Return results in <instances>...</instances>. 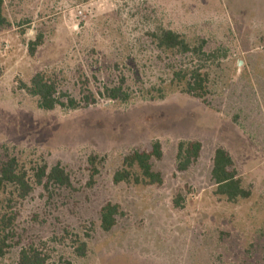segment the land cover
<instances>
[{
	"label": "rangeland",
	"instance_id": "1",
	"mask_svg": "<svg viewBox=\"0 0 264 264\" xmlns=\"http://www.w3.org/2000/svg\"><path fill=\"white\" fill-rule=\"evenodd\" d=\"M4 16L0 158H18L30 174L60 163L73 189L50 200L35 185L14 203L16 239L0 264H17L30 243L50 264H264V0H4ZM161 28L191 46L205 41L213 58L158 48L152 35ZM195 68L209 76L203 99L176 87L174 73ZM41 72L57 82L64 106L41 109L26 91ZM118 86L126 101L105 92ZM157 141L163 184L115 185L124 157ZM189 141L202 144L201 156L179 172L178 144ZM218 147L231 154L250 199L215 195ZM108 202L121 215L104 232Z\"/></svg>",
	"mask_w": 264,
	"mask_h": 264
},
{
	"label": "trees",
	"instance_id": "2",
	"mask_svg": "<svg viewBox=\"0 0 264 264\" xmlns=\"http://www.w3.org/2000/svg\"><path fill=\"white\" fill-rule=\"evenodd\" d=\"M7 24L4 16V0H0V29ZM153 38L158 48L165 51H176L183 55H195L206 58H213L212 54L205 52V41L198 46H191L182 35L161 28L153 33ZM43 43V37L29 43L28 50L30 56H35L39 46ZM3 76L0 68V78ZM178 82L176 87L194 97L203 99L207 94L208 74L201 69H185L174 73ZM174 82V81H172ZM26 91L32 96L39 98V107L51 111L57 106H64L59 100L58 84L53 79L47 78L45 73L36 74L30 85H24ZM108 97L113 100H127V95L121 86L112 89L106 88ZM86 95L85 99L92 102ZM77 105L70 100V107ZM202 144L198 141L180 142L177 152V171L186 172L197 163L201 156ZM163 157L160 142L152 144L150 151L136 150L128 154L123 159L122 168L117 170L113 176L115 185L121 183H133L138 186H160L163 184V175L154 166L155 160ZM96 157H90L89 162L93 166L92 177L99 173L95 162ZM95 165V166H94ZM211 179L216 186L215 195L225 198L230 203H237L239 200H248L252 196V191L244 186L239 175L234 159L223 147H218L213 156V166L211 169ZM93 180V179H92ZM42 188L50 200L62 195L61 192L73 189L71 175L60 163L52 167L43 165L36 168L30 174L20 160L14 156L0 158V259L6 255V251L11 247V243L16 239L15 221L18 213L12 211L14 203L28 198L34 186ZM176 205L179 203L177 201ZM121 215L120 206L111 202L106 203L100 210L101 228L104 232H110L117 223L118 216ZM87 243L80 242L75 249L77 256L83 258L87 255ZM62 264H74L72 261L62 259ZM17 264H50L49 256L36 243H30L21 248Z\"/></svg>",
	"mask_w": 264,
	"mask_h": 264
},
{
	"label": "water",
	"instance_id": "3",
	"mask_svg": "<svg viewBox=\"0 0 264 264\" xmlns=\"http://www.w3.org/2000/svg\"><path fill=\"white\" fill-rule=\"evenodd\" d=\"M242 64H243V61H240V62H239V65H242Z\"/></svg>",
	"mask_w": 264,
	"mask_h": 264
}]
</instances>
